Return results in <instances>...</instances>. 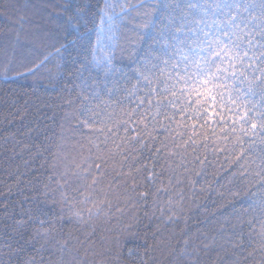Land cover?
Here are the masks:
<instances>
[{"label": "snow or ice", "instance_id": "1", "mask_svg": "<svg viewBox=\"0 0 264 264\" xmlns=\"http://www.w3.org/2000/svg\"><path fill=\"white\" fill-rule=\"evenodd\" d=\"M58 7L61 28L38 23L2 61L5 80L32 77L54 102H8L4 121L21 123L0 136V264H153L157 250L167 264H264V0ZM95 15L108 43L101 27L87 48ZM210 169L231 195L212 215H227L173 244L164 227L187 219ZM144 218L158 223L141 235Z\"/></svg>", "mask_w": 264, "mask_h": 264}, {"label": "trees", "instance_id": "2", "mask_svg": "<svg viewBox=\"0 0 264 264\" xmlns=\"http://www.w3.org/2000/svg\"><path fill=\"white\" fill-rule=\"evenodd\" d=\"M87 2L93 5L92 11H96L95 6L97 4L102 5L104 0H87ZM124 2V0H121ZM129 3H139L140 0H127ZM64 0H0V72L3 71V57L5 54L10 55L13 47L19 48L22 45L28 44L35 39V28L39 23L45 30L56 31L64 25V19L61 9L58 7L62 5ZM135 15V10L132 13ZM90 23L88 24V32L85 34V47L90 48L95 45L98 38V29L103 27L105 31L100 34L101 45L104 46L108 43V33L106 31L107 24H101L100 16H90ZM126 33H121V43L124 42ZM18 42V43H17ZM99 51V49H98ZM117 63L119 64V53L117 54ZM22 71V69H18ZM95 74V73H94ZM102 76V73H101ZM8 79L5 80L3 76H0V136L5 131H13L21 123L20 121H13L11 125H7L4 121L6 113L11 112L9 103L12 99H18L20 105H24L25 101L28 102L29 111L44 104H50L54 102V99H50L49 95L44 91V85L35 83L32 77H14L11 73L8 74ZM51 96L54 98L55 93ZM45 111V109H41ZM51 115V113H47ZM19 115V113H17ZM36 113H33L35 116ZM11 118V117H9ZM45 123H49L45 121ZM74 142L69 141L65 151L69 155H74L72 144ZM19 151V148L17 149ZM56 148L53 146V153ZM11 153H4L0 151V190L2 186L6 184V170L8 163L6 157ZM47 155V154H46ZM28 154L25 153L23 159H27ZM52 162L51 156H49V163ZM12 168L20 165L23 168L22 159H14L10 161ZM39 161H37V164ZM209 186L211 191H208ZM204 187V192H197L198 205L188 204L186 201V217H181L175 224H167L164 227V236L173 234L172 243L175 244L177 239L181 242L185 236H193L198 231H204L215 221L223 219L227 213L221 212L218 216H213L212 213L220 209V207L231 200L227 179H221L219 183L216 182V178L213 170H209L205 177L201 178V183L197 185V188ZM14 198V197H13ZM191 211H188V209ZM198 209V210H197ZM229 211H231L229 209ZM208 223H204L205 220ZM158 221H149L144 218L140 224V234L143 235L144 231L149 233L156 227ZM65 232L69 230V225L64 226ZM183 233V234H182ZM0 243H6L3 239H0ZM15 246V245H14ZM129 247H135V244L129 243L124 249V259L127 261V249ZM7 251V249H5ZM30 254V251L28 252ZM155 261L153 264H159L163 261L167 264L166 259L162 256L161 252L157 250L153 253ZM5 259L7 257L5 256ZM128 264H135V260L128 261Z\"/></svg>", "mask_w": 264, "mask_h": 264}]
</instances>
